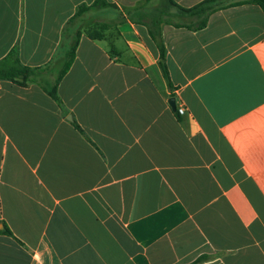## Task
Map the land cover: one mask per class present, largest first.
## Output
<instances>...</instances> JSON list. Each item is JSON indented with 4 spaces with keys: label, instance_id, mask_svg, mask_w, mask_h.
<instances>
[{
    "label": "crops",
    "instance_id": "1",
    "mask_svg": "<svg viewBox=\"0 0 264 264\" xmlns=\"http://www.w3.org/2000/svg\"><path fill=\"white\" fill-rule=\"evenodd\" d=\"M92 1L0 0V58L16 44L53 79ZM238 1L200 28L169 8V85L147 27L116 11L80 33L61 106L0 79V264H264V12Z\"/></svg>",
    "mask_w": 264,
    "mask_h": 264
},
{
    "label": "trees",
    "instance_id": "2",
    "mask_svg": "<svg viewBox=\"0 0 264 264\" xmlns=\"http://www.w3.org/2000/svg\"><path fill=\"white\" fill-rule=\"evenodd\" d=\"M146 2L149 0H145ZM254 3L257 4L264 12V0H242L234 2L232 4L239 3ZM231 4V5H232ZM224 7L222 0H201L196 4L189 7H182L178 5L174 0H160L159 3L151 8L145 9L143 6L134 8L120 9L115 3L107 0H93L90 4L81 3L76 7V11L72 17L68 19L61 31L62 44L64 40H67V36L71 27L76 26L82 16L90 11L96 9H112L119 15V20L129 19L132 22H138L144 24L147 27L148 34L151 40L154 42L158 50V66L163 74L167 84H170L168 71L166 67V49L161 38L160 26L170 16L169 8H175L176 12L186 14L196 18V24L194 27H203L206 23L208 15L218 8ZM107 22H100L97 24V28L90 29L85 33L90 38L102 37V32L108 27ZM80 31L76 30L75 38L72 43H69L65 50L60 54L62 64L57 72V75L53 79H46L42 77L43 67H31L20 62L18 58L17 45H13L10 50L0 58V79L10 80L11 82L19 85L26 86L30 83H35L41 87V89L47 93L56 103L61 106L60 98L57 94V84L73 59L74 51L77 46ZM61 40L59 48H61ZM62 108V107H61ZM174 112L178 115L176 106ZM74 126L82 132L80 127L72 121ZM2 234H10L9 228L4 224L0 229ZM207 258V255H200L194 260V263L200 262Z\"/></svg>",
    "mask_w": 264,
    "mask_h": 264
},
{
    "label": "rangeland",
    "instance_id": "3",
    "mask_svg": "<svg viewBox=\"0 0 264 264\" xmlns=\"http://www.w3.org/2000/svg\"><path fill=\"white\" fill-rule=\"evenodd\" d=\"M156 0H153L155 2ZM196 4V3H195ZM194 5V4H193ZM192 6V5H191ZM104 11H107L106 13ZM114 10L112 9H96L85 14V16L77 23L76 27L81 32H86L90 29L97 28V24L100 22H106L109 17L112 16ZM196 24V21L193 22ZM61 67V61L55 65L53 74H57Z\"/></svg>",
    "mask_w": 264,
    "mask_h": 264
},
{
    "label": "water",
    "instance_id": "4",
    "mask_svg": "<svg viewBox=\"0 0 264 264\" xmlns=\"http://www.w3.org/2000/svg\"><path fill=\"white\" fill-rule=\"evenodd\" d=\"M168 104L174 109V107H175V98L174 97H169L168 98ZM67 119H71V116L67 115Z\"/></svg>",
    "mask_w": 264,
    "mask_h": 264
},
{
    "label": "built area",
    "instance_id": "5",
    "mask_svg": "<svg viewBox=\"0 0 264 264\" xmlns=\"http://www.w3.org/2000/svg\"><path fill=\"white\" fill-rule=\"evenodd\" d=\"M176 109H177V111H178L179 113H182V112L184 111V107H183L182 104H178V105L176 106Z\"/></svg>",
    "mask_w": 264,
    "mask_h": 264
}]
</instances>
